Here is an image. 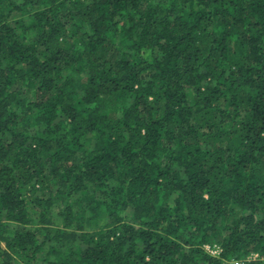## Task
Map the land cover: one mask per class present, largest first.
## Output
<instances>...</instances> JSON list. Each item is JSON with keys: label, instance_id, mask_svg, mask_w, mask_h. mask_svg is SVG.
Returning a JSON list of instances; mask_svg holds the SVG:
<instances>
[{"label": "trees", "instance_id": "obj_1", "mask_svg": "<svg viewBox=\"0 0 264 264\" xmlns=\"http://www.w3.org/2000/svg\"><path fill=\"white\" fill-rule=\"evenodd\" d=\"M231 262L264 264V0H0V264Z\"/></svg>", "mask_w": 264, "mask_h": 264}, {"label": "built area", "instance_id": "obj_2", "mask_svg": "<svg viewBox=\"0 0 264 264\" xmlns=\"http://www.w3.org/2000/svg\"><path fill=\"white\" fill-rule=\"evenodd\" d=\"M205 249L207 251H210V253H212V254H218L220 251V248L218 245H205ZM235 263H237V262H235Z\"/></svg>", "mask_w": 264, "mask_h": 264}, {"label": "rangeland", "instance_id": "obj_3", "mask_svg": "<svg viewBox=\"0 0 264 264\" xmlns=\"http://www.w3.org/2000/svg\"><path fill=\"white\" fill-rule=\"evenodd\" d=\"M127 214H129L128 212H127ZM213 245H216V244H213ZM210 252V251H209ZM235 262H231L230 264H234ZM236 264V263H235Z\"/></svg>", "mask_w": 264, "mask_h": 264}]
</instances>
